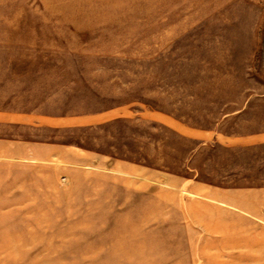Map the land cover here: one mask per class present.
<instances>
[{"label":"rangeland","instance_id":"obj_1","mask_svg":"<svg viewBox=\"0 0 264 264\" xmlns=\"http://www.w3.org/2000/svg\"><path fill=\"white\" fill-rule=\"evenodd\" d=\"M253 211L264 0H0V264H264Z\"/></svg>","mask_w":264,"mask_h":264},{"label":"crops","instance_id":"obj_2","mask_svg":"<svg viewBox=\"0 0 264 264\" xmlns=\"http://www.w3.org/2000/svg\"><path fill=\"white\" fill-rule=\"evenodd\" d=\"M256 212V211H255ZM254 211H253V215H256V218L257 219H261V220H264V213H263V211H260L259 213L260 214H258V212H256L255 213Z\"/></svg>","mask_w":264,"mask_h":264}]
</instances>
